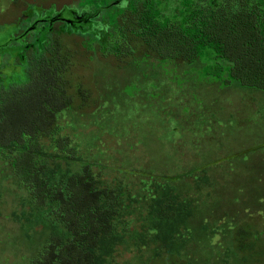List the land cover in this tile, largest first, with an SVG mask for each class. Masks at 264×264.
I'll list each match as a JSON object with an SVG mask.
<instances>
[{"label":"rangeland","instance_id":"obj_1","mask_svg":"<svg viewBox=\"0 0 264 264\" xmlns=\"http://www.w3.org/2000/svg\"><path fill=\"white\" fill-rule=\"evenodd\" d=\"M184 1L0 0V89L27 84L56 33H78L93 49L109 48L125 40L116 23L125 11L146 6L158 19H183ZM213 52L206 47L193 63L144 55L126 67L95 54L99 109L65 108L58 133L38 139L46 153L39 160L61 164L52 184L66 178L68 167L74 172L88 163L102 185L125 187L116 220L124 240L109 264H149L157 251L148 209L161 193L151 185L155 179L175 185L194 207L177 235L178 255L193 264L242 262L233 229L250 215L264 217V91L229 80L230 65ZM58 136H68L83 160H71ZM19 153L0 145V264H30L52 224L64 229L55 219L57 203L38 207L17 175ZM204 175L210 180L198 187ZM24 211L33 213L32 222L15 220ZM258 227L251 264H264V220Z\"/></svg>","mask_w":264,"mask_h":264},{"label":"trees","instance_id":"obj_2","mask_svg":"<svg viewBox=\"0 0 264 264\" xmlns=\"http://www.w3.org/2000/svg\"><path fill=\"white\" fill-rule=\"evenodd\" d=\"M144 7L129 9L117 18L125 36L120 45L109 49L106 43L93 49L78 33H56L36 60L31 80L0 89V145L9 152L20 150L14 162L17 175L30 188L38 207L57 203L55 219L64 227L52 224L49 240L30 264H109L108 257L124 240L116 223L125 204L122 184L102 185L88 163L79 171L68 167L66 178L52 184V175L61 164L39 160L46 153L38 139L58 133L62 110L93 113L99 109L101 95L93 81L95 54L118 67L144 55L193 63L209 46L213 59L230 65L229 80L264 91V0H185L179 12L183 19L170 18L173 14L158 19L151 8ZM55 142L71 160H83L68 136H58ZM209 180L204 175L197 186ZM151 185L161 193L148 205L158 241L149 264H193L176 253L177 235L195 216L193 205L169 182L155 179ZM13 216L17 221H33L31 212ZM262 220V214L250 215L234 227L232 238L242 255L240 264H251L258 252Z\"/></svg>","mask_w":264,"mask_h":264}]
</instances>
